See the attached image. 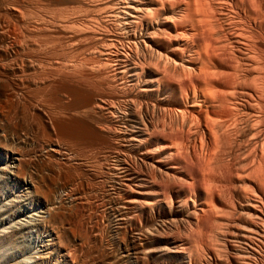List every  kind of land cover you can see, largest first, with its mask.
Segmentation results:
<instances>
[{"label": "bare ground", "instance_id": "obj_1", "mask_svg": "<svg viewBox=\"0 0 264 264\" xmlns=\"http://www.w3.org/2000/svg\"><path fill=\"white\" fill-rule=\"evenodd\" d=\"M0 61V137L36 148L0 249L44 238L0 264H264V0H0Z\"/></svg>", "mask_w": 264, "mask_h": 264}, {"label": "rangeland", "instance_id": "obj_2", "mask_svg": "<svg viewBox=\"0 0 264 264\" xmlns=\"http://www.w3.org/2000/svg\"><path fill=\"white\" fill-rule=\"evenodd\" d=\"M46 7V6H45ZM45 7H42V8H40V9H38V10H34V12H32V15H29L30 13H25V15H26V17H30V19H31V17H35V19L34 20H38L39 22H42L40 19H42V20H44V22L46 21L45 19H47V21L49 20V19H51L52 21H50V22H52L53 23V17H51L50 18V15L51 16H54V13L53 12H55L54 10H55V6H53V5H48L46 8ZM43 9H45V10H43ZM39 10H41V11H39ZM50 12H49V11ZM37 11V12H36ZM44 11V12H43ZM46 11H47V14H46ZM36 12V13H35ZM41 13H42V15H41ZM37 14V15H36ZM50 14V15H49ZM39 15V16H38ZM41 15V16H40ZM48 15V16H47ZM37 16V17H36ZM39 17H42V18H39ZM47 17V18H46ZM37 18V19H36ZM44 18V19H43ZM27 19V18H26ZM47 22L46 24H48V25H50V22ZM52 23H51V25H52ZM50 25V26H51ZM52 46V45H51ZM51 57H52V54L50 55ZM57 56V55H56ZM55 56V58H54V56H53V58H54V60L56 61V60H58V58ZM5 61H0V65H2V64H6V65H8L9 64V62L8 63H4ZM4 65H2V66H4ZM57 86H60V84H55L54 85V87L53 86H51L50 88L52 89V91H51V89L50 88H48V89H50V90H48V92L47 93H45L46 91H47V89L46 90H44V93H45V95H44V93L42 92V90H40L41 92H42V94L44 95H42L44 98H45V100H44V98L41 96V98H40V100H41V103H42V101H44L45 103H46V98H48V93H49V96H51V97H49L48 99H51V100H48V102L46 103V104H48V105H46L47 107H48V110H49V104H51V102H52V105H56V106H59L60 108V110H65L66 111V113H67V107L68 106H70L71 107V110H72V108L74 107V105L73 104H75V106L77 107V104L78 103H80V101H82L83 100V97H84V95H83V93L82 92H80L81 94V98H80V95H76V94H72V95H69L68 94V96L66 95L67 94V91L68 90H66V89H64L63 90V87H62V84H61V86L58 88H56ZM53 87V88H52ZM62 88V89H61ZM57 89V90H56ZM58 89H61V90H58ZM53 90H56L55 92L53 91ZM66 90V92L65 93H63V96L62 95H60V94H62V91L64 92ZM57 91L59 92V91H61V93L59 94V93H57ZM51 92H53V93H51ZM69 92V91H68ZM34 92H32V94H33ZM47 94V95H46ZM57 94V95H56ZM65 94V95H64ZM55 95V96H54ZM53 96V97H52ZM65 96V97H64ZM71 96H73V97H76V98H74L73 99V97L71 98ZM57 97V98H56ZM59 97H60V99L62 100V102H61V100L59 99ZM77 97L79 98V99H77ZM69 98V99H68ZM70 98H71V100H70ZM58 99V100H57ZM64 99V100H63ZM66 99V100H65ZM67 99H68V101H67ZM73 99V100H72ZM82 99V100H81ZM54 100V101H53ZM75 100V101H74ZM55 101H56V103H55ZM59 101V102H58ZM64 101H67V103L69 104H67V107L66 108H64L65 106H66V102H64ZM71 101H74V102H71ZM44 102L42 103V104H44ZM70 102L72 103V105L70 104ZM76 102V103H75ZM78 102V103H77ZM62 103V104H61ZM61 105V106H60ZM56 106H54L53 108H50V110H55L56 108L58 109V107H56ZM73 106V107H72ZM61 107H62V109H61ZM70 107H68L69 109L68 110H70ZM75 107V108H76ZM74 108V109H75ZM58 109V110H59ZM27 110V109H26ZM65 111H64V113H65ZM63 115V114H62ZM63 116H66V115H63ZM57 117L56 116H54V119H56ZM59 118H61L62 120H60ZM58 119H59V123H57L56 121H57V119L54 121V119H53V121H54V123L56 124H58V130L59 131H61L62 132V130H63V134H65V135H67L68 134V131H69V127H70V124L69 123H71V122H69L68 123V119L66 118V117H59ZM63 118H66L67 120V123H64V122H66L65 121V119H63ZM60 121H63V122H60ZM60 123L61 124H63V128L66 126L67 128H64V129H62L61 127H62V125H60ZM64 124H66V125H64ZM68 124V125H67ZM69 126V127H68ZM67 130V131H64V130ZM3 134V135H2ZM46 133L44 132V134H43V131H42V135H41V137L42 136H47V134L45 135ZM4 136V137H3ZM43 138V137H42ZM44 138H46V137H44ZM6 137H5V134L4 133H1V137H0V170L1 169H4L3 171L1 170V176H2V178L3 177H5V179H3V180H1L0 181V199H1V201H0V222H2L3 220H5V221H3L4 223H6V224H13V222L15 223L17 220H18V218H19V215L21 214V215H23V216H29L31 213H33L34 212V209H36V205L34 204V199H33V197L30 195V194H28L25 190H24V187H20L19 185H17L16 183H15V181L13 180V179H11V176H9V175H7V174H9L10 173V171L12 170V166H13V164L14 163H12V160H11V152H15V153H17V154H21V155H23L24 156V160H25V158H26V160H31L32 158H33V150L34 149H36L35 148V144H33L32 142H29L28 143V141H23L24 139H15V140H10L9 142H7L8 143V145H7V143H6ZM4 140V144H3V142H1V141H3ZM13 141V142H12ZM22 141V142H21ZM3 144V145H2ZM10 144V145H9ZM18 144V145H17ZM6 147H5V146ZM12 145V147H11V149L9 148L10 146ZM8 146V147H7ZM16 146V147H15ZM28 146V147H27ZM33 146V147H32ZM14 147L16 148V149H14ZM7 148V149H6ZM13 148V149H12ZM25 149V150H24ZM29 149V150H28ZM31 149V150H30ZM12 150V151H11ZM14 150V151H13ZM17 150V151H16ZM27 151H28V153H29V151H30V153H29V156H28V154H27ZM20 152V153H19ZM26 155V156H25ZM34 159V158H33ZM10 166V167H9ZM7 168V169H6ZM9 168V169H8ZM11 168V169H10ZM9 170V171H8ZM5 174H4V173ZM4 175V176H3ZM7 175V176H6ZM1 178V179H2ZM11 180V181H10ZM9 182V183H8ZM15 183V184H14ZM9 191V192H8ZM21 191V192H20ZM12 192V193H11ZM7 194H8V196H7ZM17 196V197H16ZM18 197H20L19 199H18ZM10 198H11V200H10ZM15 199V200H14ZM19 202H18V201ZM23 200V201H22ZM72 200V198L69 196V198H67V201L69 202V201H71ZM4 201V202H3ZM8 201H10V202H8ZM30 201V202H29ZM13 203V204H12ZM4 204V205H3ZM15 204V205H14ZM25 204V205H24ZM3 206V207H2ZM7 206V207H6ZM7 209H6V208ZM9 207V208H8ZM23 207V208H22ZM33 208V209H32ZM6 209V210H5ZM16 211L17 213H15V212H13V211ZM22 210V211H21ZM4 211V212H3ZM20 211V212H19ZM13 212V213H12ZM19 212V213H18ZM4 214V215H3ZM10 214V215H9ZM9 215V216H8ZM13 215H15V216H13ZM22 216V217H23ZM9 217V218H8ZM11 218V219H10ZM2 220V221H1ZM32 234H34V235H32ZM38 238V239H37ZM36 241V242H35ZM39 241V242H38ZM44 241V238L42 237V235L40 234V233H37L35 230H33L32 232H30V233H28L25 237H24V239L20 242V243H17L16 244V246H8V247H5V248H2V249H0V253L1 254H4V255H7L8 257V260H12V261H14L15 259H20V260H29V259H31V258H34V257H37L38 256V254H39V250H40V248H41V245L43 244L42 242ZM26 244V245H25ZM34 244H35V246H34ZM21 245V246H20ZM13 247H15V248H13ZM23 247V248H22ZM25 247V248H24ZM10 248V249H9ZM32 248V249H31ZM34 248V249H33ZM9 251H8V250ZM13 249H15V250H13ZM24 249V250H23ZM21 250V251H20ZM37 250H38V252H37ZM4 251V252H3ZM11 251H13V252H11ZM14 251L15 252H18V253H14ZM20 252H21V255H20ZM26 252V253H25ZM30 252V253H29ZM11 253V254H10ZM34 253V254H33ZM13 254V255H12ZM17 254V256H15ZM27 254V255H26ZM28 255H29V257H28ZM35 255V256H34ZM24 256V257H23ZM34 256V257H33ZM19 257H21V258H19ZM23 257V258H22ZM31 257V258H30ZM25 258V259H24ZM29 258V259H28ZM12 264H13V262H11Z\"/></svg>", "mask_w": 264, "mask_h": 264}]
</instances>
